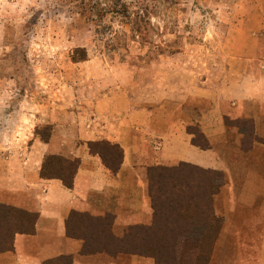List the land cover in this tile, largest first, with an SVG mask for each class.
<instances>
[{
  "label": "crops",
  "instance_id": "obj_1",
  "mask_svg": "<svg viewBox=\"0 0 264 264\" xmlns=\"http://www.w3.org/2000/svg\"><path fill=\"white\" fill-rule=\"evenodd\" d=\"M232 9L224 44L229 80L205 94L195 87L175 111L167 104L138 108L120 95L91 107L80 127L58 124L51 113L43 119L22 112L25 123L12 121L18 129L9 136L8 117L0 120V204L37 215L33 233H16L11 249L0 252V264H155L152 257L109 254L100 245L85 252L84 241L66 229L73 212L93 218L110 215L109 233L118 239L130 227L151 226L147 172L154 166L187 164L221 176L211 197L214 213L222 220L215 249L225 236L231 241L251 235L250 221L256 222L253 230L263 228L264 235V0ZM205 101L207 108L202 107ZM43 124L50 126L45 141L34 130ZM192 126L205 148L195 144ZM247 128L256 139L251 144ZM99 141L121 149L115 170L88 147ZM47 155L78 161L71 188L59 178L41 175ZM245 262L240 254L228 259L212 254L210 260L250 264Z\"/></svg>",
  "mask_w": 264,
  "mask_h": 264
},
{
  "label": "rangeland",
  "instance_id": "obj_2",
  "mask_svg": "<svg viewBox=\"0 0 264 264\" xmlns=\"http://www.w3.org/2000/svg\"><path fill=\"white\" fill-rule=\"evenodd\" d=\"M116 1L0 0V120L5 122L8 117L9 136L18 129L11 126L12 121L25 123L22 112L35 113L43 119L51 113L58 124L76 123L80 127L86 111L100 101L119 99L120 95L138 108L167 104L175 111L179 103L184 104L182 97L195 87L205 90L203 94L211 87L222 88L229 80L225 75L224 44L230 35L226 21L235 13L232 7L262 2L120 0L126 5V16L106 12L91 19L89 13L82 14V9L88 10L94 3L109 7ZM76 49L85 51V60H72ZM207 106L205 101L202 107ZM49 129L43 124L34 130L45 137ZM189 130L194 132L195 141L203 143L196 126ZM103 146L94 148L102 150ZM169 174L180 185V201L198 202L209 190L214 192L221 180L216 172L192 166L178 165L175 173ZM158 190V196L166 195L171 191L170 184L163 181ZM163 206L159 215L179 219V224L202 216V210L194 208L181 217ZM219 220L217 232L222 227ZM255 223H249L251 235L238 240L233 237L231 241L225 236L218 248L213 247L212 254L224 259L240 254L245 263L264 264L263 228L253 230ZM191 224L185 222V226L195 222ZM3 225L6 226L3 222L0 227ZM74 227L86 237L90 249L99 245L112 249L114 244L100 235L94 224L75 218ZM143 237L140 233L132 241L137 243Z\"/></svg>",
  "mask_w": 264,
  "mask_h": 264
},
{
  "label": "trees",
  "instance_id": "obj_3",
  "mask_svg": "<svg viewBox=\"0 0 264 264\" xmlns=\"http://www.w3.org/2000/svg\"><path fill=\"white\" fill-rule=\"evenodd\" d=\"M105 5V4H104ZM88 8V7H87ZM110 8V9H109ZM106 12L121 14H128L126 5L120 0L114 4L107 6V4L101 7L100 3H94L87 9H82V14L89 13L91 19L94 17L100 18V16ZM73 61H83L86 59L85 51L76 49L74 50ZM247 127V124H245ZM246 141L252 143L255 138H252L251 128H247ZM35 133L38 134L37 130ZM49 134V133H48ZM48 134L45 137L40 138L47 140ZM195 144L201 148H205L206 144L195 141ZM98 145H104L102 150L97 148ZM88 147L91 151L99 152L104 164L112 171L117 168V165L121 158V149L115 144L108 142H90ZM106 150L107 152H104ZM78 161L69 160L56 155H47L44 158L42 164L41 175L45 177L54 176L59 178L63 185L67 188L72 187V180L74 173L77 169ZM180 167L190 166L187 164H180ZM178 167V166H177ZM177 167H162L154 166L150 167L147 172L149 194L153 206V222L149 227L133 226L130 227L126 234L121 238H115L110 235L109 228L111 224L110 215H106L103 218H93L87 214H81L73 212L67 221V234L71 237L80 238L84 241V251H93L87 245L86 237L83 234L77 233V229L74 227L75 218L79 221H83L89 224H94L97 232L100 235H105L114 244L111 250L107 247L101 246L109 254H137L143 256H149L154 259L155 264H210L212 249L217 237V229L220 225L219 218L215 215L212 206V189L205 194V197L198 202L192 200H183L177 198V194L180 191V185L176 178L169 174L177 170ZM194 167V166H192ZM163 181H167L170 184L171 191L166 195L158 194V185ZM185 184V183H184ZM182 185V183H181ZM205 193V188H202ZM159 200L161 202L159 203ZM167 208L175 212L176 215H182L185 217L186 211L202 210V216L195 219H185L184 222L179 224V219H171V216L163 217L159 215V210ZM37 215L35 213L27 212L22 209L0 204V224L3 222L6 224L4 227H0V252L10 250L12 247L13 236L16 233L31 234L34 231V223ZM185 222L191 224L195 222L193 226H185ZM192 229H199L194 231ZM219 229V228H218ZM144 234L145 237L137 243H133V238H137L138 234ZM148 234L152 237L149 239ZM149 241H152L149 242ZM154 241V242H153ZM142 242V243H141ZM157 243L154 245L153 243ZM141 243V244H140Z\"/></svg>",
  "mask_w": 264,
  "mask_h": 264
}]
</instances>
